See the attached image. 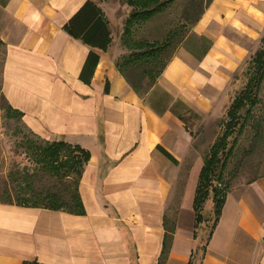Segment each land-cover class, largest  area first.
<instances>
[{"label":"crops","instance_id":"obj_1","mask_svg":"<svg viewBox=\"0 0 264 264\" xmlns=\"http://www.w3.org/2000/svg\"><path fill=\"white\" fill-rule=\"evenodd\" d=\"M86 1L0 0L3 99L37 137L88 153L79 213L0 202V264H158L182 169L162 264H188L201 246V264H264V175L227 189L204 245L192 210L204 160L193 129L222 118L244 88L264 49V0H210L142 94L117 64L132 50L119 3L90 0L109 28L105 50L62 29ZM90 51L98 61L85 83L79 74Z\"/></svg>","mask_w":264,"mask_h":264},{"label":"trees","instance_id":"obj_2","mask_svg":"<svg viewBox=\"0 0 264 264\" xmlns=\"http://www.w3.org/2000/svg\"><path fill=\"white\" fill-rule=\"evenodd\" d=\"M173 1L174 0H122L121 4H123L125 8L128 7L130 9L125 20V27H123V42L131 45L128 41V37L131 38V29L133 26L139 21L150 20L153 16L159 13L162 8L166 7V5L172 3ZM209 2L210 0H207L205 5ZM203 8L201 7L192 19L189 16H186V20H191L190 25L197 20ZM62 29L71 37L79 39L84 44L100 50H105L109 41L110 33L107 23L103 19L100 9L93 1L90 0H87L63 24ZM126 33H129L130 35H127ZM184 35L181 36V39ZM132 44H141L142 47L135 52L129 53L122 63L117 64L129 86L136 92L142 94L153 84L155 78L161 73L174 49L169 54H164L167 47L170 45V42L167 39H164L157 44L145 43L142 41H133ZM97 61L98 55L93 51H90L87 54L83 67L80 71V80L85 83H89ZM252 66L257 68L256 73L254 72L250 75L244 88L233 99L227 109L226 114L228 119L225 122L224 132L218 142L219 148L217 151L212 153L209 158L203 160V164L197 177L192 200V210L195 215V226L197 223L202 221L199 216V211L206 206L208 201L213 203L212 212L214 214L211 225L208 228L209 230L206 233V237L202 239L203 245L208 240L210 233L218 220L227 191L226 187L219 189L213 185L210 180L212 176H217L216 178L220 179L222 169L226 164V160L231 156L236 142L237 136L234 132L240 134L244 126V118L251 112V108L258 101L257 91L263 77L262 68H264V49L255 54ZM107 90L108 83L106 82L104 91ZM6 108L7 110L11 109L7 103ZM11 110L14 111L13 109ZM14 115L21 118V114L17 111H14ZM236 129L237 131H235ZM157 148L166 158L176 164L175 159L167 151L160 146ZM35 150H37L35 151L37 161L41 163L42 167H44L47 172L55 175L57 174L58 176H61L62 174V176H66L67 178V173L70 171L78 173L77 181L72 191H65L66 195L63 196L57 191L31 190L29 186L28 191L30 190V195L25 196V191L23 189L12 192L10 191V188L6 187L2 190V192H0V202L48 209H60L67 212L79 213L81 211V203L78 195V179L81 175L82 168L88 159L87 151L78 145L66 143L62 139L45 142L43 145H39ZM164 226L165 233L162 242V252L158 264H162L169 251L174 223L172 222V224L168 226L167 218L165 216ZM203 249L204 247L201 246V251L197 259H194L193 261V256L188 264H201ZM24 264L38 263L33 260L25 262ZM133 264L135 263L133 262Z\"/></svg>","mask_w":264,"mask_h":264},{"label":"rangeland","instance_id":"obj_3","mask_svg":"<svg viewBox=\"0 0 264 264\" xmlns=\"http://www.w3.org/2000/svg\"><path fill=\"white\" fill-rule=\"evenodd\" d=\"M96 1H108L109 4L112 2L119 3L120 10L117 12L122 14L120 29L125 27V20L130 9L128 7L121 8L123 6L121 4L122 0ZM206 1L174 0L162 8L150 20L137 22L131 29V38L128 37V41L131 44L129 48L132 50L125 53L123 58L118 62L122 63L129 53L137 51L136 48H141V44L134 45L132 44L133 41L157 44L167 39L170 45L164 54H169L179 44L181 36L190 28L191 20H186V16L192 19L201 7L203 8ZM126 34L130 35L129 33ZM2 60L3 48L0 43V83ZM248 69L251 70L250 72L252 74L254 72L256 73L257 68L251 66ZM262 72L263 77L257 91L258 101L251 108V112L244 118V126L240 134L234 132L237 136L236 142L231 156L226 160V164L222 169L220 179H217V176L211 177V183L219 189L225 187L228 189L235 186L240 187L264 175V68H262ZM239 93L240 91L237 95ZM227 119L228 116L225 114L222 118L211 120V122L207 121L202 125L199 124L200 126L197 125V127H194L192 132L193 147L198 153H201L203 159L209 158L219 148L218 142L224 132ZM45 142L51 141L43 140L31 133L22 125L20 118L14 115V111L11 109L7 110L6 102L0 93V192L6 187L10 188L12 192L23 189L25 191L24 195L29 196V186L31 190L57 191L63 196L66 195L65 191H72L77 181L78 173L70 171L67 173L68 178L62 176V174L58 176L57 174L47 172L41 163L37 161L35 153L37 150L35 149ZM184 177L185 173L184 169H182L178 175L177 184L171 196V203L168 208L171 211H167L166 213L168 226L173 222L174 209L179 200ZM212 205L213 203L208 201L206 206L199 211V216L202 221L197 223L194 228L200 239L206 237L208 228L213 220ZM200 251L201 247H198V251L195 250L193 261L197 259Z\"/></svg>","mask_w":264,"mask_h":264}]
</instances>
